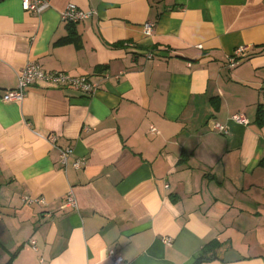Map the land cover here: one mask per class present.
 <instances>
[{"label": "crops", "instance_id": "crops-1", "mask_svg": "<svg viewBox=\"0 0 264 264\" xmlns=\"http://www.w3.org/2000/svg\"><path fill=\"white\" fill-rule=\"evenodd\" d=\"M48 1L0 0V264H264V0ZM28 62L96 90L4 100Z\"/></svg>", "mask_w": 264, "mask_h": 264}, {"label": "built area", "instance_id": "built-area-1", "mask_svg": "<svg viewBox=\"0 0 264 264\" xmlns=\"http://www.w3.org/2000/svg\"><path fill=\"white\" fill-rule=\"evenodd\" d=\"M22 8L26 11L39 14L44 11L49 6L48 0H20ZM93 10H81L75 4L69 3L61 12V19L67 22H77L83 19H86L91 16ZM153 21H147L143 24V32L146 35H149L154 27ZM245 47L236 48L232 55L228 58V66L232 67L236 65L245 53ZM151 56V53L148 54V57ZM43 80L50 82L56 86L60 87H71L76 89L80 94L85 96H90L96 90L97 84L93 82L86 75H71L63 70H43L39 63L37 62H28L20 70L18 75L17 85L6 90L3 95L4 100H21L28 87L34 84L36 81ZM232 120L246 124L247 119L241 113H235L231 116ZM213 129L219 132H225V126L221 125L218 122H212ZM48 139L51 142H54L56 136L48 135ZM73 155V149L69 146H65L59 149V162L61 167L65 170L68 163V158ZM85 164L84 158H75L71 165L75 169L81 168ZM38 202H44L43 198L38 199ZM71 207L76 209L77 202L71 191H68L66 194L63 207ZM168 242V240H165ZM108 257L112 259L111 264H126V261L122 256L118 255L114 249L108 250Z\"/></svg>", "mask_w": 264, "mask_h": 264}, {"label": "trees", "instance_id": "trees-1", "mask_svg": "<svg viewBox=\"0 0 264 264\" xmlns=\"http://www.w3.org/2000/svg\"><path fill=\"white\" fill-rule=\"evenodd\" d=\"M202 259V256H198L194 264H199Z\"/></svg>", "mask_w": 264, "mask_h": 264}]
</instances>
